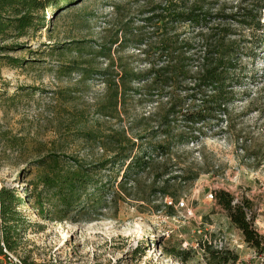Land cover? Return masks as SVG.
<instances>
[{
  "label": "rangeland",
  "instance_id": "rangeland-1",
  "mask_svg": "<svg viewBox=\"0 0 264 264\" xmlns=\"http://www.w3.org/2000/svg\"><path fill=\"white\" fill-rule=\"evenodd\" d=\"M169 1L184 6L179 0H63L40 12L45 24L37 32L0 42L18 46L0 51V189L33 193L36 163L49 154L97 165L119 144L166 142L159 123L165 99L133 95L115 106L112 90L123 71L149 69L166 33L151 10ZM241 1L208 0L207 7L230 14ZM262 23L260 31L232 24L255 80L229 121L204 129L206 138L154 154L149 169L132 179H117L119 166L112 179L103 174V199L84 200L65 220L56 218L54 201L46 202L45 219L21 205L24 233L15 255L26 264H209L210 252L219 251L237 257L228 264H260L210 195L225 190L249 199L264 236V11ZM175 29L184 40L199 31L186 24Z\"/></svg>",
  "mask_w": 264,
  "mask_h": 264
},
{
  "label": "trees",
  "instance_id": "trees-1",
  "mask_svg": "<svg viewBox=\"0 0 264 264\" xmlns=\"http://www.w3.org/2000/svg\"><path fill=\"white\" fill-rule=\"evenodd\" d=\"M61 1L0 0V42L25 38L30 32H37L40 24H45L40 12ZM179 1H184L183 7L169 1L151 10L158 14L154 19L161 24L160 30L166 32L156 47V58L144 72L125 70L120 73L113 81L112 90L115 106L133 95L155 98L156 101L165 99L159 123L160 127L166 128L162 133L166 142L119 144L113 157L97 165L84 164L63 154L42 157L36 163L40 172L33 193L25 191L21 197L15 189H0V254L3 252L1 243L13 252L24 233L25 219L18 211L21 205L30 204L38 217L45 219L48 216L45 204L54 201L59 208L56 218L65 220L84 200L99 202L103 199L105 176L112 179L110 173L115 167L123 169V174L117 175L121 182L132 179L149 169L154 154L164 152L165 148L170 150L174 145L206 138L204 129L230 120L231 108L242 102L245 89L255 80L244 63L245 42L234 38L237 33L232 24L260 31L264 0H242L230 14H213L207 7L208 0ZM216 22L219 23L215 25ZM183 24L199 30L193 40L181 39L176 33L175 27ZM17 47L0 46V51L12 52ZM11 61L14 67L21 64L19 59ZM134 84L139 87L135 89ZM177 124H181L182 131L177 129ZM171 138L175 139L174 143H168ZM213 197L244 242L259 257L260 264H264V236L255 227L257 215L252 202L247 198L237 200L225 190L215 191ZM210 256L209 264H228L237 260L235 256L224 257L219 251L210 252Z\"/></svg>",
  "mask_w": 264,
  "mask_h": 264
},
{
  "label": "built area",
  "instance_id": "built-area-1",
  "mask_svg": "<svg viewBox=\"0 0 264 264\" xmlns=\"http://www.w3.org/2000/svg\"><path fill=\"white\" fill-rule=\"evenodd\" d=\"M213 198V194L210 195ZM184 206V203H181ZM3 252L0 254V264H25L24 261L15 255L14 252L9 251L5 243H1ZM221 249V246H220Z\"/></svg>",
  "mask_w": 264,
  "mask_h": 264
}]
</instances>
